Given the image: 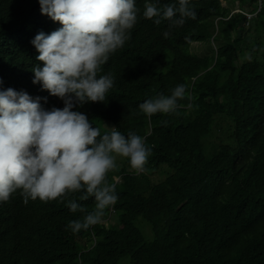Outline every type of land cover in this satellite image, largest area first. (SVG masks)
<instances>
[{
	"label": "trees",
	"instance_id": "obj_1",
	"mask_svg": "<svg viewBox=\"0 0 264 264\" xmlns=\"http://www.w3.org/2000/svg\"><path fill=\"white\" fill-rule=\"evenodd\" d=\"M224 2L190 0L195 19L177 14L159 25L140 13L130 39L98 74L114 79L105 102L78 111L102 132L105 124L145 137V170L135 173L117 157L108 174L116 204L75 234L67 225L84 213L71 212L68 199L92 211V197L5 203L0 264H264V5L247 19L232 11L253 12L256 0ZM41 26L32 0H0V71L18 86L29 85L27 39ZM253 30L247 43L244 34ZM193 42L206 51L191 52ZM179 84L187 90L177 112H140L139 104Z\"/></svg>",
	"mask_w": 264,
	"mask_h": 264
},
{
	"label": "clouds",
	"instance_id": "obj_2",
	"mask_svg": "<svg viewBox=\"0 0 264 264\" xmlns=\"http://www.w3.org/2000/svg\"><path fill=\"white\" fill-rule=\"evenodd\" d=\"M151 2L32 0L43 26L27 39L33 56L29 85L18 86L0 71V207L16 197L23 204L37 199L47 203L82 193L79 200L92 197L95 205L88 211L68 199L71 212L84 213L67 225L75 234L99 224L116 204V185L109 182L108 174L117 169V157L126 158L135 173L145 170L151 154L145 137L134 132L125 137L105 124L108 130L102 132L78 106L105 102L114 79L111 74H98L121 52L142 11L145 19L156 18L157 25L177 14L196 18L190 0L162 7ZM263 5L264 0H256L253 12L241 11L238 5L232 12L251 19ZM182 23L183 19L173 21ZM186 90L179 84L170 95L146 99L139 110L149 118L175 113Z\"/></svg>",
	"mask_w": 264,
	"mask_h": 264
},
{
	"label": "rangeland",
	"instance_id": "obj_3",
	"mask_svg": "<svg viewBox=\"0 0 264 264\" xmlns=\"http://www.w3.org/2000/svg\"><path fill=\"white\" fill-rule=\"evenodd\" d=\"M222 4H224L225 2L224 1H221ZM235 8V7H234ZM238 9V8H236ZM235 9V10H236ZM264 27V25H263ZM256 30H257V27H256ZM258 31V30H257ZM256 36H255V31H251V32H248V33H245L244 34V39L247 43H249L252 39H254ZM248 46V45H247ZM206 48H207V44L205 43H197V42H193L190 46V51L193 52V53H197V54H202L206 51ZM262 50V45L259 44V52H261ZM248 53H246V57H247ZM218 121H222V122H225L223 119L221 118H217ZM216 120V121H217ZM153 175H155L156 177H158L159 175L157 173H154Z\"/></svg>",
	"mask_w": 264,
	"mask_h": 264
}]
</instances>
